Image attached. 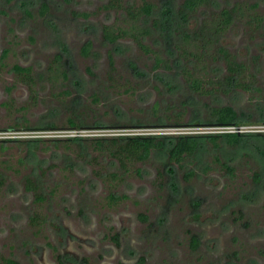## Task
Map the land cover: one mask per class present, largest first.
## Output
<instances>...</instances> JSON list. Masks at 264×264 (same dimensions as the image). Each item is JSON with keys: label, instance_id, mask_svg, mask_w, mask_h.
Returning a JSON list of instances; mask_svg holds the SVG:
<instances>
[{"label": "rangeland", "instance_id": "1", "mask_svg": "<svg viewBox=\"0 0 264 264\" xmlns=\"http://www.w3.org/2000/svg\"><path fill=\"white\" fill-rule=\"evenodd\" d=\"M108 1L0 0V260L58 264L60 255L68 264L84 258L88 264H264V136L236 145L221 137L218 146L201 137L181 165L153 151L128 171L89 142L63 143L74 137L69 119L82 125V138L264 133V0H207L186 20L184 0H123L124 6L155 4L140 20L148 30L142 42L166 65L129 38L103 39L104 24L126 17L123 8L104 7ZM237 3L257 4L262 23L235 17L225 34L213 37L205 70L177 56L174 45L184 33L202 41L203 21ZM165 9L168 36L153 24ZM87 42L91 49L84 54ZM219 47L248 66L249 89L224 84ZM62 50L71 65L67 80L48 71ZM15 63L32 66L34 92L16 80ZM184 68L212 79L203 82L206 93L190 87ZM220 105L234 107L248 123L214 124L211 109ZM111 172L120 177L107 178ZM27 178L42 200L26 188ZM109 193L126 198L114 203Z\"/></svg>", "mask_w": 264, "mask_h": 264}, {"label": "trees", "instance_id": "2", "mask_svg": "<svg viewBox=\"0 0 264 264\" xmlns=\"http://www.w3.org/2000/svg\"><path fill=\"white\" fill-rule=\"evenodd\" d=\"M207 0H184L181 5V16L182 20H186L188 15L195 13L200 7L204 6ZM104 7L110 9L123 8L126 12V17L117 24H104L102 26L101 32L103 39L109 44H116L123 38H129L147 53H152L154 55L156 64L161 63L167 64V60L160 56L157 50L153 49L149 44H144L142 39L148 34L146 27L140 25V20L145 19L153 11H155L156 6L151 2L144 1L139 6H134L128 4L123 5V0H109ZM257 4H241L237 3L231 9L222 8L218 12L211 14V16L205 19L202 23V34L204 35L203 40L199 41L195 36L188 33H184L181 41L174 45L175 53L177 56L183 60H194L199 63L200 69L205 70V56L211 53V42L213 37H219L225 34L231 24L234 22L235 17H250L252 21L256 22V25L262 23V17L254 12ZM47 10L46 3H42V11ZM88 16V13L83 14ZM171 16L168 10H162L158 17L154 19V26L159 29L160 32L167 35L170 29ZM169 34V33H168ZM208 35L207 36H205ZM168 36V35H167ZM91 49V43L87 42L82 46V52L87 54ZM8 50L4 51L2 58L7 54ZM218 54L222 57L226 75L224 76L223 82L229 88H243L249 89V80L247 75H252L248 73V66L242 62L236 60V56L231 53L228 49L219 47L217 49ZM64 51H60L53 57L52 65L48 67V71H53L55 77L62 76L64 80L68 79L69 72L71 70V65L68 60L63 56ZM215 55L212 58L215 59ZM1 58V59H2ZM110 62L113 63L112 54L109 53ZM0 61V66H2ZM16 80L25 83L30 91L34 92L35 77L33 75L32 66H22L20 64H13L11 67ZM183 74L190 81V87L197 93H206L204 90L203 82H212L210 78L205 79L202 76H193L190 69L184 68ZM213 83V82H212ZM67 93V91H63ZM8 104V103H7ZM211 117L214 124L224 127L229 126H240L248 123L242 120L236 109L230 105H220L214 106L211 109ZM69 128L78 129L82 125L76 121L68 120ZM209 137L210 141L218 146L219 138L223 137L225 142L230 145H236L241 142L244 138L249 136H264L261 132H238L232 131H222L210 133L207 135H193V134H176V135H156V134H124L116 135L110 137H93V138H82L80 136L68 137L63 140L66 146L68 143L82 142L91 143L92 147L98 151H107L109 156L115 159L120 168L123 171H128L129 164L133 162H144L146 161L153 151H165L168 160L172 163L181 165L184 158L188 155L193 154L199 147L201 137ZM89 140V141H88ZM215 160L219 162V158L216 156ZM224 167L228 172L232 173L233 168L226 164ZM191 174V173H189ZM111 177L117 179L120 177L116 172H111L107 174V178ZM1 183V181H0ZM26 188L34 192L37 199L42 200L43 195L37 192V186L33 183L30 178L26 180ZM108 198L111 202H117L121 199L126 198L125 195L117 196L114 193H109ZM37 216L32 218L35 221ZM192 246L196 247L199 243L196 236L191 237ZM5 264H17V262L6 258L1 259ZM0 260V262H1ZM58 264H68L61 259L60 255H57ZM1 262V263H2ZM80 264H88L87 258H84Z\"/></svg>", "mask_w": 264, "mask_h": 264}, {"label": "built area", "instance_id": "3", "mask_svg": "<svg viewBox=\"0 0 264 264\" xmlns=\"http://www.w3.org/2000/svg\"><path fill=\"white\" fill-rule=\"evenodd\" d=\"M231 127H230V129H234V128H231ZM82 131H83V129H75V128H71V129L67 130L68 136H79V135H81L80 132H82ZM225 131H232V130H225ZM127 134H129V133H127Z\"/></svg>", "mask_w": 264, "mask_h": 264}]
</instances>
